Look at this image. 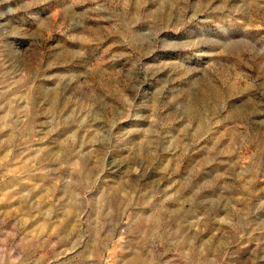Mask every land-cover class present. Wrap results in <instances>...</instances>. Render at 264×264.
<instances>
[{
  "label": "rangeland",
  "instance_id": "1",
  "mask_svg": "<svg viewBox=\"0 0 264 264\" xmlns=\"http://www.w3.org/2000/svg\"><path fill=\"white\" fill-rule=\"evenodd\" d=\"M0 264H264V0H0Z\"/></svg>",
  "mask_w": 264,
  "mask_h": 264
}]
</instances>
